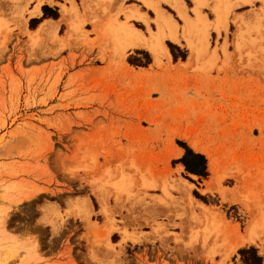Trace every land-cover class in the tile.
<instances>
[{"label":"rangeland","instance_id":"374dc122","mask_svg":"<svg viewBox=\"0 0 264 264\" xmlns=\"http://www.w3.org/2000/svg\"><path fill=\"white\" fill-rule=\"evenodd\" d=\"M57 1L0 6V264H256L255 253L263 264V235L229 250L264 220V0H200V18L182 0L188 35L160 0L178 37L164 41L169 58L122 55L104 32L115 19L151 38L143 1ZM38 5L62 19L37 37ZM71 5L77 31L63 21ZM185 133L214 154L220 182ZM186 149L204 157L203 176L186 171Z\"/></svg>","mask_w":264,"mask_h":264},{"label":"bare ground","instance_id":"6f19581e","mask_svg":"<svg viewBox=\"0 0 264 264\" xmlns=\"http://www.w3.org/2000/svg\"><path fill=\"white\" fill-rule=\"evenodd\" d=\"M11 1H14V0H0V6L4 5L7 2H11ZM140 1L141 2L143 1L144 5L148 4V7H150L151 10H154L155 13L157 14V19H156L155 23L158 27V31L155 34H151V38H149V39L145 38L143 36V33L139 29L134 27V25L129 23V21H124L121 23L118 22L117 24H115V22L112 21L107 26H105V28H104L105 34L113 41L116 51H118L122 55H124V53L127 50H132V49H136V48H144V49H147L155 58H158L157 56L160 52H162V53L164 52V54L169 58L170 53H169L168 48L166 47L164 41L166 39H169L170 41H173L176 43L178 42L177 34L174 32V31H176V25H175L174 20H173V22H174L175 28L172 27L173 22H172L171 16H169L168 13H167L168 14L167 15V14H165V12H161V10H160L161 8L159 7L160 0L155 1L156 3L154 2V0L152 1L153 3L149 0L151 2V4L147 0H140ZM164 1L167 3L168 0L167 1L163 0V2ZM193 1L195 3L196 9H197V13L196 12L195 13H196V15L198 14V17L200 18V16H202V15H200L201 12H199L200 8H197V7H199L198 4L200 3L199 2L200 0H193ZM69 2H71V4H74L72 2V0H70ZM161 2H162V0H161ZM170 3H171V6L174 8V10L179 15V17L182 19V21L184 20V22H185V23L184 22L183 23L185 24L187 30L185 28V29H183V31L185 30L184 33L187 32V34L186 33L185 34L183 33V34L184 35H188L190 33L192 34V32H190V30L192 31L191 26L193 25L191 23L192 19L187 17V14L185 13L186 10H184L185 6H184V3H182V0H170ZM167 4L169 5V3H167ZM38 7H39V5L37 6V8ZM61 7H62V16H63L64 22L70 21V17H71V19L73 18L72 21H80L81 20L79 17L77 18L78 15H77V11H76L75 7L73 8V12H70L69 9H67L65 6H61ZM135 12L138 13L137 11H135ZM130 14H132V13H130ZM130 14H127V15H130ZM133 15H134V13H133ZM135 15L134 16L136 18L139 17V16H137V14H135ZM134 16L132 18H135ZM126 18H127V16H126ZM139 18H141V16ZM130 19H131V16H130ZM69 23H70L69 25L71 27V30H73V29L75 31L78 30L77 24H79L80 22L79 23L77 22V24L76 23L71 24V21H70ZM144 23L148 26L149 22L144 21ZM189 23H191L192 25H189ZM51 25H53L52 22L45 23V25L41 26V28L37 31V33H36L37 35L35 33H33V35L35 34L38 37V33H40V32L43 33L48 28L49 29H48L47 33L48 32H51V33L55 32L54 29L56 26H54V28H53ZM185 26H183V27H185ZM50 28H52V29H50ZM166 28H168L170 31L168 32L167 31L168 29H167L166 30L167 32H166L165 31ZM171 28H174L173 31ZM35 35H34V37H36ZM189 38H191V36ZM188 46L190 47L193 55H197L198 52L200 51V48H198V47L196 48V47L192 46L190 43L188 44ZM181 136H183L184 140L186 142H188V144L192 150H194L197 153L204 154L207 157L208 168H209V172L212 175L213 181L214 182H220L219 180H221L222 177L218 178V176H221V174H219V175L217 174L218 163H217V160H216L214 154L212 152H210L209 150L203 148L199 142L195 141L193 138H190L191 136L189 133H185L184 135H181ZM181 155H182V151L180 149H175L174 152L172 153L171 157L172 158L174 157L175 159H177V158H180ZM143 186L145 188L155 187V185H153L152 183H148L147 181L144 182ZM174 187L176 188V190H178L182 194H186L190 190V185L187 184L186 182L181 181V180H179L178 182L176 181ZM211 188H212L211 184H208L207 190L209 192H210ZM117 189L119 191L123 192V191H126V186L119 185L117 187ZM212 190H213V188H212ZM189 202L192 205H197V207L203 213L208 212V208H206L202 204H195L190 197H189ZM217 228L218 227L215 224V222L213 220H210L207 224L206 230L208 231L209 234H216L218 232ZM260 235H263L261 237H264V220L257 221V222L252 221L247 228L246 235L241 237V239H239V241H235V244L230 246L229 251L231 253H233V252H236V250L238 248H240L246 244H254L257 239L262 240ZM123 240H126V238L124 237ZM262 255L264 256V248L262 249ZM263 264H264V262H263Z\"/></svg>","mask_w":264,"mask_h":264},{"label":"trees","instance_id":"16d2710c","mask_svg":"<svg viewBox=\"0 0 264 264\" xmlns=\"http://www.w3.org/2000/svg\"><path fill=\"white\" fill-rule=\"evenodd\" d=\"M182 163L184 167L186 168V171L198 175V176H203L205 174V159L203 156L196 155L192 153L190 150L186 149V155L182 160ZM248 251H252L255 253V250L250 249ZM248 251H242L241 254H246ZM253 260L254 263L256 264H261L262 260L259 258L256 253L253 255Z\"/></svg>","mask_w":264,"mask_h":264},{"label":"crops","instance_id":"0c3cea01","mask_svg":"<svg viewBox=\"0 0 264 264\" xmlns=\"http://www.w3.org/2000/svg\"><path fill=\"white\" fill-rule=\"evenodd\" d=\"M45 2H46V4H44V5H47V6H49L50 8L52 7L50 4L53 2V3H59V5H63L62 3H60V2H58L57 0H49V1H47V0H45ZM8 3V2H7ZM7 3H5V4H7ZM70 3V2H69ZM71 4V3H70ZM41 6H43V4H41ZM41 6H39L38 8H37V6L35 7V10H38V11H36V15H33V16H31V17H28L27 18V21H32V20H35V19H41V17L43 16V12H42V7ZM66 7V6H65ZM67 9H69V11L70 12H73V6L71 5V6H67L66 7ZM33 10V9H32ZM59 13H60V15H61V10H59ZM61 19H62V17H60V19H58V20H53V19H41L40 21H43V22H48V21H61ZM73 19V18H72ZM72 19H71V21H72ZM63 21H64V19H63ZM111 21H116L115 19H112Z\"/></svg>","mask_w":264,"mask_h":264}]
</instances>
